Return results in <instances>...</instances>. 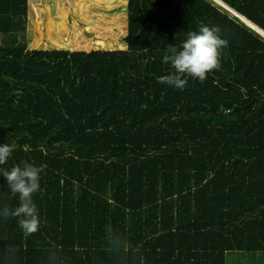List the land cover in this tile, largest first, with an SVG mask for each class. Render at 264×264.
<instances>
[{
  "label": "trees",
  "instance_id": "1",
  "mask_svg": "<svg viewBox=\"0 0 264 264\" xmlns=\"http://www.w3.org/2000/svg\"><path fill=\"white\" fill-rule=\"evenodd\" d=\"M208 1L228 45L180 90L167 50H26L28 0H0L3 167L43 166L42 226L0 217V264L264 263V0H216L255 27ZM18 203L0 175V211Z\"/></svg>",
  "mask_w": 264,
  "mask_h": 264
},
{
  "label": "rangeland",
  "instance_id": "2",
  "mask_svg": "<svg viewBox=\"0 0 264 264\" xmlns=\"http://www.w3.org/2000/svg\"><path fill=\"white\" fill-rule=\"evenodd\" d=\"M227 20L208 0H28L19 42L29 51L167 50L202 23L220 26L226 39ZM256 255L232 252L228 263L262 264Z\"/></svg>",
  "mask_w": 264,
  "mask_h": 264
},
{
  "label": "clouds",
  "instance_id": "3",
  "mask_svg": "<svg viewBox=\"0 0 264 264\" xmlns=\"http://www.w3.org/2000/svg\"><path fill=\"white\" fill-rule=\"evenodd\" d=\"M227 45L228 40L222 38L219 26L200 24L198 31L187 33L179 48L176 45H169L162 57V63L170 64L174 71L157 77V82L180 90L187 86L188 77L203 83L207 79V73L219 69L220 57ZM17 148L15 142L0 145V175L6 178L12 196H18L19 199L15 208L5 206L0 211V217L5 221L9 217L17 218L23 234L29 236L37 233L42 226L39 209L33 196L40 191L43 166L22 160L10 169L3 167ZM0 251L6 259L12 260L18 250L8 244L6 249ZM49 259L51 261L54 257L50 256Z\"/></svg>",
  "mask_w": 264,
  "mask_h": 264
},
{
  "label": "water",
  "instance_id": "4",
  "mask_svg": "<svg viewBox=\"0 0 264 264\" xmlns=\"http://www.w3.org/2000/svg\"><path fill=\"white\" fill-rule=\"evenodd\" d=\"M216 3H218L219 5H221L222 7H224L225 9H227L228 11H231L232 13H234L236 16H238L243 22H245L247 25H250L252 27H255L251 22L249 24V21L247 22L245 19H243L242 16H240L238 13H236L235 11H233L231 8H229L228 6L224 5L221 1L217 2L216 0H213ZM219 1V0H218Z\"/></svg>",
  "mask_w": 264,
  "mask_h": 264
},
{
  "label": "crops",
  "instance_id": "5",
  "mask_svg": "<svg viewBox=\"0 0 264 264\" xmlns=\"http://www.w3.org/2000/svg\"><path fill=\"white\" fill-rule=\"evenodd\" d=\"M236 260V259H235ZM257 260V259H256ZM241 262H243V261H241ZM249 262H250V260H249Z\"/></svg>",
  "mask_w": 264,
  "mask_h": 264
},
{
  "label": "bare ground",
  "instance_id": "6",
  "mask_svg": "<svg viewBox=\"0 0 264 264\" xmlns=\"http://www.w3.org/2000/svg\"><path fill=\"white\" fill-rule=\"evenodd\" d=\"M260 31V30H259ZM261 32V31H260Z\"/></svg>",
  "mask_w": 264,
  "mask_h": 264
}]
</instances>
